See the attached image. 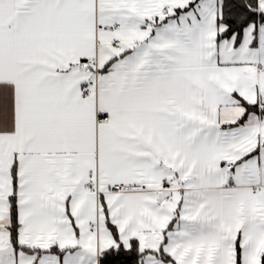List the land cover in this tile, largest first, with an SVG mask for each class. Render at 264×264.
Masks as SVG:
<instances>
[{
    "label": "snow or ice",
    "instance_id": "1",
    "mask_svg": "<svg viewBox=\"0 0 264 264\" xmlns=\"http://www.w3.org/2000/svg\"><path fill=\"white\" fill-rule=\"evenodd\" d=\"M0 264H264V0H0Z\"/></svg>",
    "mask_w": 264,
    "mask_h": 264
}]
</instances>
